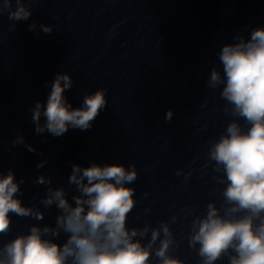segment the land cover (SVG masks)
<instances>
[{
  "label": "water",
  "instance_id": "water-1",
  "mask_svg": "<svg viewBox=\"0 0 264 264\" xmlns=\"http://www.w3.org/2000/svg\"><path fill=\"white\" fill-rule=\"evenodd\" d=\"M26 6L27 21L9 20L7 11L0 17V171L13 170L18 198L38 207L44 219L13 214L3 242L33 224L55 227L59 210L41 203L48 185L37 184L39 176L63 187L74 204V164L134 163L137 179L127 186L135 189L136 205L128 226L169 222L176 240L171 254L201 264L188 236L209 202L223 204L225 185L216 183L208 153L235 119L224 111L221 89L207 80L213 67L222 73L223 45L264 27V0H34ZM33 21L37 28L30 30ZM58 73L71 76L64 96L73 108L101 88L107 104L87 130L37 134L31 109L37 101L46 108ZM169 109L173 116L166 121ZM18 136L24 143L13 145ZM67 235L52 239L62 246ZM215 264H228L227 256Z\"/></svg>",
  "mask_w": 264,
  "mask_h": 264
},
{
  "label": "clouds",
  "instance_id": "clouds-1",
  "mask_svg": "<svg viewBox=\"0 0 264 264\" xmlns=\"http://www.w3.org/2000/svg\"><path fill=\"white\" fill-rule=\"evenodd\" d=\"M32 2L0 0V17L7 11L9 20L27 21L31 8L26 5ZM36 28L33 21L29 29ZM40 28L45 33L52 31L49 25ZM218 57L222 73L213 67L207 84L221 89L224 111L235 118L211 143L208 153L217 173L216 183L225 185L220 189L223 204L217 207L215 201L209 202L205 214L193 219L188 245L196 250L201 264H215L225 256L228 264H264V27L252 30L248 37L237 35L232 43L222 46ZM72 83L70 74L58 73L46 108L37 101L31 109L37 134L47 131L59 137L69 127L91 128L107 104L106 90L86 94L83 106L73 108L64 96ZM172 116L169 109L166 121ZM12 143L22 144L24 139L18 136ZM26 147L35 151L30 144ZM137 175L134 163L130 167L93 163L83 168L74 164L69 177L78 193L72 196L74 204L63 187L53 188L51 178L39 176L35 182L48 185L41 203L59 210L55 227L33 224L26 234L3 242L2 237L11 230L13 214L41 221L44 213L36 206L23 205L12 169L7 175L0 171V264H153V256L156 264H185L171 254L176 240L169 222L161 221L154 228L150 223L128 226L136 200L135 189L127 185L134 183ZM175 221L173 216L171 222ZM62 232L68 235L61 246L52 238Z\"/></svg>",
  "mask_w": 264,
  "mask_h": 264
}]
</instances>
